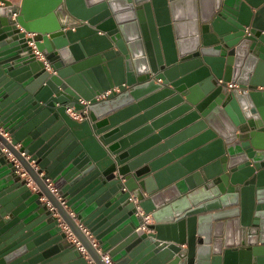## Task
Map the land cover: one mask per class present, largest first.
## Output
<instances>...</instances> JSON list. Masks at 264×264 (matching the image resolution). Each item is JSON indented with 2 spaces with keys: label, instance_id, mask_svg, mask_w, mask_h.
Returning <instances> with one entry per match:
<instances>
[{
  "label": "water",
  "instance_id": "water-1",
  "mask_svg": "<svg viewBox=\"0 0 264 264\" xmlns=\"http://www.w3.org/2000/svg\"><path fill=\"white\" fill-rule=\"evenodd\" d=\"M106 252L264 264V0H0V264Z\"/></svg>",
  "mask_w": 264,
  "mask_h": 264
},
{
  "label": "built area",
  "instance_id": "built-area-1",
  "mask_svg": "<svg viewBox=\"0 0 264 264\" xmlns=\"http://www.w3.org/2000/svg\"><path fill=\"white\" fill-rule=\"evenodd\" d=\"M246 30L249 32L250 27H247ZM228 87H229V88H235V87H236V88H239V89L241 90V88L239 87V85L236 84V83H228ZM109 93H110V91H106V92H104V93L98 95V96H97V100H101V99H103V98H106L107 95H108ZM84 112L86 113L87 110H85ZM72 114H73L74 118H76V119H78V120H81V119L83 118V117H82V114L79 113V112L72 113ZM141 214H142V216H143V218H144V224L138 229V232H140V231H144V229H145V225L148 224L149 222H151V219H152V217H151L150 214H146V213H144V212H142ZM81 228H82V230L85 232V234H86V235L92 240L93 245H94L96 248H98V250L100 251L101 249H100V245H99V243L93 238V236L91 235V233L89 232V230H88L86 227L82 226V225H81ZM83 251H85V250H83ZM102 256H103V259H104V261L106 262V264H115V263L111 260V256H110L109 252L102 253Z\"/></svg>",
  "mask_w": 264,
  "mask_h": 264
},
{
  "label": "crops",
  "instance_id": "crops-1",
  "mask_svg": "<svg viewBox=\"0 0 264 264\" xmlns=\"http://www.w3.org/2000/svg\"><path fill=\"white\" fill-rule=\"evenodd\" d=\"M14 3H20L22 0H11Z\"/></svg>",
  "mask_w": 264,
  "mask_h": 264
}]
</instances>
